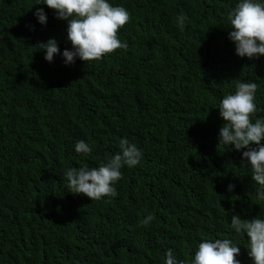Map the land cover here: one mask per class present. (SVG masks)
<instances>
[{
	"label": "trees",
	"instance_id": "obj_1",
	"mask_svg": "<svg viewBox=\"0 0 264 264\" xmlns=\"http://www.w3.org/2000/svg\"><path fill=\"white\" fill-rule=\"evenodd\" d=\"M110 2L130 14L117 33L127 49L66 66L37 45L70 49L66 22L36 0H0V264H163L166 249L187 260L205 238L233 239L250 264L227 225L264 216V203L240 153L217 140L216 107L237 81L257 84L251 119L264 117V56L238 57L227 38L236 0ZM122 137L143 156L121 169L117 195L68 193L63 171L105 162ZM79 140L89 154L74 151Z\"/></svg>",
	"mask_w": 264,
	"mask_h": 264
},
{
	"label": "clouds",
	"instance_id": "obj_2",
	"mask_svg": "<svg viewBox=\"0 0 264 264\" xmlns=\"http://www.w3.org/2000/svg\"><path fill=\"white\" fill-rule=\"evenodd\" d=\"M34 5L54 10L55 18L66 22V40L70 42V49L61 51L55 38L37 44L44 53L43 59L49 63L56 55L62 57L66 66L75 63L76 59L86 63L128 47L117 33L129 21L130 14L125 7L110 0H36ZM33 16L40 25H46L47 15L43 7L37 8ZM227 20L230 25L227 38L234 44L235 55L248 59L264 56V0H236ZM186 21L183 13L177 15L178 27H184ZM29 27L34 30V26ZM256 89L255 82L237 81L234 91L223 95L216 109L223 121L218 129V144L240 153L241 165L248 169L259 205L264 203V117H258L254 122L251 119L258 111ZM74 151L87 155L92 148L84 140H79L74 144ZM142 156L136 143L122 137L118 151L105 162L96 167H69L60 179L68 193L84 195L91 201L115 197L121 169L138 166ZM234 188L232 183L226 185L228 193ZM153 218L151 213L144 215L138 227H148ZM227 227L236 236L247 239L250 264H264V216L241 219L240 215L233 213ZM238 245L230 238L201 239L187 260L178 259L173 249H166L163 264H241Z\"/></svg>",
	"mask_w": 264,
	"mask_h": 264
}]
</instances>
